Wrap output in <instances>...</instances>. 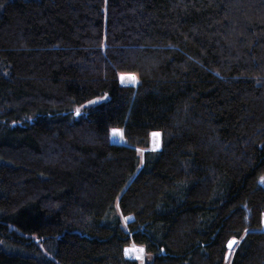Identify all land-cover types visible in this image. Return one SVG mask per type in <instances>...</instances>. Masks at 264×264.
Here are the masks:
<instances>
[{"label": "trees", "instance_id": "16d2710c", "mask_svg": "<svg viewBox=\"0 0 264 264\" xmlns=\"http://www.w3.org/2000/svg\"><path fill=\"white\" fill-rule=\"evenodd\" d=\"M262 178L264 0H0V264H264Z\"/></svg>", "mask_w": 264, "mask_h": 264}, {"label": "snow or ice", "instance_id": "6c2138e0", "mask_svg": "<svg viewBox=\"0 0 264 264\" xmlns=\"http://www.w3.org/2000/svg\"><path fill=\"white\" fill-rule=\"evenodd\" d=\"M120 81L121 83H125L128 82L130 84H136L138 82L137 77L134 74H121L120 75ZM90 103H95V101H92ZM79 109H77V115H79ZM114 135L117 133H113ZM154 138H158L159 137V133H152L151 134ZM261 183H264V178L261 179ZM127 219L125 218V222L127 223ZM236 243H238L235 239L231 240L228 242L227 247L229 249H231L233 247V245H235ZM145 252L146 250L143 247H137L135 245H133L132 247H129L127 249H124V253L126 256H128L130 259L134 258L138 261L141 262V264H144L145 261Z\"/></svg>", "mask_w": 264, "mask_h": 264}, {"label": "rangeland", "instance_id": "374dc122", "mask_svg": "<svg viewBox=\"0 0 264 264\" xmlns=\"http://www.w3.org/2000/svg\"><path fill=\"white\" fill-rule=\"evenodd\" d=\"M123 84H125V85H131V86H135L136 84H130V83H128V82H125V83H123ZM117 133V134H113V133ZM111 138H112V141H113V143H115V144H122L124 141H123V132L121 131V130H114L113 132H112V136H111ZM160 147H161V135H159V137L158 138H154L153 136H152V144H151V149L153 150V151H159L160 150ZM263 220H264V215H263V218H262V230L264 231V222H263ZM134 245V244H133ZM133 245H130L129 247H132ZM237 245H238V243H237ZM136 246V245H135ZM129 247H127V248H129ZM137 247H140V246H137ZM126 248V249H127ZM127 258H129L128 256H126ZM130 259V258H129ZM132 260H136V259H134V258H131ZM146 259V258H145Z\"/></svg>", "mask_w": 264, "mask_h": 264}, {"label": "water", "instance_id": "95a60500", "mask_svg": "<svg viewBox=\"0 0 264 264\" xmlns=\"http://www.w3.org/2000/svg\"><path fill=\"white\" fill-rule=\"evenodd\" d=\"M131 218H128L127 220H130ZM237 241V240H236ZM237 247V243L235 245H233V247L231 249L228 248V252H227V259L231 257V253L232 251H234Z\"/></svg>", "mask_w": 264, "mask_h": 264}, {"label": "bare ground", "instance_id": "6f19581e", "mask_svg": "<svg viewBox=\"0 0 264 264\" xmlns=\"http://www.w3.org/2000/svg\"><path fill=\"white\" fill-rule=\"evenodd\" d=\"M132 216H130V217H128V218H131ZM263 222H264V220H263Z\"/></svg>", "mask_w": 264, "mask_h": 264}]
</instances>
